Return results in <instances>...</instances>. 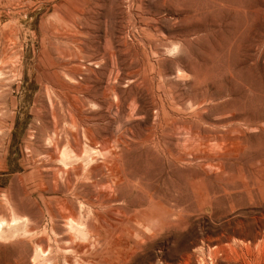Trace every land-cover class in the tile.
<instances>
[{"label": "rangeland", "instance_id": "1", "mask_svg": "<svg viewBox=\"0 0 264 264\" xmlns=\"http://www.w3.org/2000/svg\"><path fill=\"white\" fill-rule=\"evenodd\" d=\"M0 264H264V0H0Z\"/></svg>", "mask_w": 264, "mask_h": 264}]
</instances>
